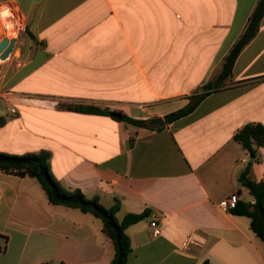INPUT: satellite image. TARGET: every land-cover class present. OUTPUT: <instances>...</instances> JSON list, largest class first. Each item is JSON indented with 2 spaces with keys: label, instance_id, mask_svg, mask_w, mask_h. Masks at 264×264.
<instances>
[{
  "label": "crops",
  "instance_id": "1",
  "mask_svg": "<svg viewBox=\"0 0 264 264\" xmlns=\"http://www.w3.org/2000/svg\"><path fill=\"white\" fill-rule=\"evenodd\" d=\"M257 1L0 0L18 27L12 38L0 22V41L15 39L0 60V152H48L64 188L105 208L117 201L118 221L147 211L126 229V264H264L250 219L219 206L233 193L253 201L237 182L250 155L234 136L264 126V17L225 87L164 122L219 73ZM259 157L256 181L264 148ZM113 254L98 218L51 205L33 178L0 172V264H110Z\"/></svg>",
  "mask_w": 264,
  "mask_h": 264
},
{
  "label": "trees",
  "instance_id": "2",
  "mask_svg": "<svg viewBox=\"0 0 264 264\" xmlns=\"http://www.w3.org/2000/svg\"><path fill=\"white\" fill-rule=\"evenodd\" d=\"M264 17V0H258L249 15L245 27L224 56L219 73L210 81L188 97V104L164 117V122L170 124L191 114L197 106L211 93L221 90L231 80L234 63L244 47L256 36ZM70 111L83 114L109 115L107 109L84 105H60ZM120 121L136 127H148L145 121H138L120 114ZM5 125V119L0 117V129ZM234 140L250 155V160L237 177L238 185L247 190L252 198L251 203L238 201L235 209L230 212L237 216L250 219V229L264 243V177L256 181L252 174V166L260 161L259 151L264 148V126L247 124L234 136ZM50 154L46 151L10 155L0 152V172L19 177L35 179L43 189L48 202L54 206L77 209L82 213L91 214L102 222V233L112 242L114 254L110 264H126L131 253L130 239L126 229L148 217V212L142 214H127L121 221L115 217L119 210L116 201L111 208L103 207L97 197L87 198L79 189L64 188L50 173ZM202 264H210L208 261Z\"/></svg>",
  "mask_w": 264,
  "mask_h": 264
},
{
  "label": "built area",
  "instance_id": "3",
  "mask_svg": "<svg viewBox=\"0 0 264 264\" xmlns=\"http://www.w3.org/2000/svg\"><path fill=\"white\" fill-rule=\"evenodd\" d=\"M13 16V17H12ZM16 16H14V14L11 15V21L14 23L13 24V28H14V33L16 35L17 33V18L15 19ZM8 34H10V29L7 30ZM13 33V34H14ZM14 36H11L12 38L15 37ZM14 113V111H12ZM239 201V196L237 193H233V194H230L224 201H222L219 206L221 209L225 210V211H231L233 209H235L237 203ZM150 229H151V235L152 237H158L160 235V228L158 227V224L156 223L155 220L151 221L150 224Z\"/></svg>",
  "mask_w": 264,
  "mask_h": 264
},
{
  "label": "water",
  "instance_id": "4",
  "mask_svg": "<svg viewBox=\"0 0 264 264\" xmlns=\"http://www.w3.org/2000/svg\"><path fill=\"white\" fill-rule=\"evenodd\" d=\"M15 43V39L8 40L7 38H3L0 41V60H5L9 54L12 52L13 46ZM111 116L117 119L120 118V113L118 112H111ZM153 125H163V121L160 119H155L151 121Z\"/></svg>",
  "mask_w": 264,
  "mask_h": 264
},
{
  "label": "clouds",
  "instance_id": "5",
  "mask_svg": "<svg viewBox=\"0 0 264 264\" xmlns=\"http://www.w3.org/2000/svg\"><path fill=\"white\" fill-rule=\"evenodd\" d=\"M11 15L12 12L7 6H0V22H5L8 28L12 27V24L7 22V18Z\"/></svg>",
  "mask_w": 264,
  "mask_h": 264
},
{
  "label": "rangeland",
  "instance_id": "6",
  "mask_svg": "<svg viewBox=\"0 0 264 264\" xmlns=\"http://www.w3.org/2000/svg\"><path fill=\"white\" fill-rule=\"evenodd\" d=\"M13 17V16H12ZM17 17H15V19H16ZM9 20V23H11L12 24V27L11 28H8V29H10V32H12V31H14V28H13V24L14 23H12V21H11V17H9V18H7V21ZM15 35V33L13 34V33H10L9 34V37H11V36H14ZM6 38H7V36H6Z\"/></svg>",
  "mask_w": 264,
  "mask_h": 264
},
{
  "label": "bare ground",
  "instance_id": "7",
  "mask_svg": "<svg viewBox=\"0 0 264 264\" xmlns=\"http://www.w3.org/2000/svg\"><path fill=\"white\" fill-rule=\"evenodd\" d=\"M11 33H14V31H12Z\"/></svg>",
  "mask_w": 264,
  "mask_h": 264
}]
</instances>
